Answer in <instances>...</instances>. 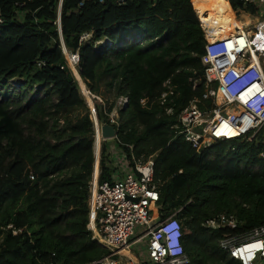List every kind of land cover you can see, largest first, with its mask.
<instances>
[{"label":"trees","instance_id":"16d2710c","mask_svg":"<svg viewBox=\"0 0 264 264\" xmlns=\"http://www.w3.org/2000/svg\"><path fill=\"white\" fill-rule=\"evenodd\" d=\"M223 2L230 15L257 12L242 0ZM80 3L64 1L60 33L59 0H0V264H93L108 254L87 229L94 120L61 37L91 92L108 103L106 93L113 94L108 113L128 98L118 140L126 153L133 145L137 157L154 156L160 217L177 212L191 264H239L219 245L224 231L202 224L225 213L240 221L233 233L264 225V131L198 154L156 103L169 78L179 94L177 112L203 93V80L195 90L190 82L204 73L196 0ZM85 33L92 38L81 42ZM95 103L99 122L108 123ZM109 143L102 145L101 184L114 172Z\"/></svg>","mask_w":264,"mask_h":264},{"label":"built area","instance_id":"2783aa9c","mask_svg":"<svg viewBox=\"0 0 264 264\" xmlns=\"http://www.w3.org/2000/svg\"><path fill=\"white\" fill-rule=\"evenodd\" d=\"M65 0H59L58 28L61 33V11ZM91 0H81L80 7ZM105 3L108 0H97ZM117 5H125L126 0H114ZM245 6L257 9L255 25L247 29H235L234 35L218 38L209 22V14L204 19L196 12L205 35V52L201 58L204 73L201 78H190L195 90L203 80V93L189 101L177 112V86L172 78L167 79L157 97L156 103L169 117L176 118V135L183 136L198 154H204L220 143H244L251 141L264 131V0H242ZM237 12V11H236ZM19 20L25 14L18 15ZM2 20L0 19V24ZM92 38L85 33L81 42ZM62 50L68 66L78 78L82 96L92 99L95 95L79 76L78 56L69 52L63 38ZM42 63L39 64V66ZM149 99H142L146 106ZM154 104V103H153ZM202 105V106H201ZM128 106V98L121 97L110 113L104 110L109 125L116 136L109 147L114 172L112 182L99 183V153L102 138L101 124L95 106L91 114L95 129V166L90 183L89 222L87 229L92 239L97 241L108 254L95 264H136L132 256L143 252L148 260L142 264H191L183 245V226L176 217L177 212L166 218L160 217V194L155 183V158L137 157L133 145H127L129 153L122 149L118 140L120 111ZM112 143V142H111ZM264 146V140H263ZM231 151L236 147L231 146ZM264 159V149L260 153ZM154 205H158L157 209ZM160 218L154 229L151 224ZM240 221L235 215L225 213L208 218L202 226L208 230L222 232L219 241L221 249L239 264H264V225L249 231L233 233ZM9 226L8 229H12ZM19 231H13L17 235ZM144 245L142 252L139 246ZM139 254V255H140ZM130 256V257H129ZM138 264H141L138 263Z\"/></svg>","mask_w":264,"mask_h":264},{"label":"rangeland","instance_id":"374dc122","mask_svg":"<svg viewBox=\"0 0 264 264\" xmlns=\"http://www.w3.org/2000/svg\"><path fill=\"white\" fill-rule=\"evenodd\" d=\"M228 1V0H227ZM228 3H229V1H228ZM219 5H221L222 7L221 8H223L224 9V15H225V17H226V19L228 20V22H229V26H228V30L230 31V32H234L235 31V29L236 28H240V27H243V25H244V23H245V21L249 18L250 20H256V19H254V16H250L248 13H245V12H243V11H234L233 10V12L235 13V15H230L229 13H228V11H227V8H226V5H225V3L223 2V0H220V2H218L217 0H196V5H195V10H196V7H198V8H200L201 10H203V11H205V12H207L208 14H209V18H210V16H214V13H210L209 11L210 10H218V9H220V7H219ZM216 10V13L215 14H217L218 15V11ZM232 10V9H231ZM223 11V10H222ZM217 17H219V16H217ZM246 17V18H245ZM217 18H214V20H216ZM209 21V20H208ZM213 23V22H212ZM251 27V25L249 26V28ZM230 35H231V33H229ZM91 39V38H90ZM89 39V40H90ZM88 40V41H89ZM102 43H104V45H105V43H106V41L105 40H103V41H101ZM62 45H63V43H62ZM70 52V51H69ZM77 78V77H76ZM78 79V78H77ZM95 95V94H94ZM106 97L109 99V103L105 100V97L103 96V95H100V96H97V95H95L94 97H92V99L90 100V99H87L86 97H85V101H86V106L90 109V111H91V109H92V105H96V103H95V99H98V101L99 102H101V103H99L100 105H101V107H102V109H103V111L106 109H108L109 108V106L110 105H112L113 103V100H114V98H113V94L112 93H106ZM119 100V99H118ZM117 100V101H118ZM95 109H96V106H95ZM97 111V110H96ZM79 113H81V111H77L76 113H75V115H78ZM100 124H102V123H100ZM106 141H108V140H106ZM109 142H112V143H109V145H110V147L111 146H113V141L111 140V141H109ZM104 143V142H103ZM103 143L101 144V146L103 145ZM214 147H216V146H214ZM215 151H221V149H218V148H215L214 149ZM101 152H102V147H101V149H100V153H99V158H101ZM95 153H96V157H97V152H96V150H95ZM99 164H100V159H99ZM99 167H100V165H99ZM157 209H159V207H158V205H154ZM139 248H140V250H142V252L143 251H145L146 250V247L144 248V245H142V246H139ZM103 249H105V248H103ZM106 250V249H105ZM108 252V251H107ZM140 254V253H139ZM137 254V252L135 251L134 252V254L132 255L133 257H134V259H135V261H136V264H138V263H140L141 262V264L142 263H145V262H147V260H148V258H147V256L145 255V253L143 252L142 254ZM130 257V256H129ZM129 258L127 257V260H128ZM127 260H123V264H127ZM93 264H95V263H93Z\"/></svg>","mask_w":264,"mask_h":264},{"label":"bare ground","instance_id":"6f19581e","mask_svg":"<svg viewBox=\"0 0 264 264\" xmlns=\"http://www.w3.org/2000/svg\"><path fill=\"white\" fill-rule=\"evenodd\" d=\"M218 2H220V0H218ZM218 11V15L215 14L216 12L214 11V16H211L209 21H212L213 22V32L214 35H216L218 38H225V37H230L232 35H234L235 31L234 32H230L228 30V26H229V22L228 20L226 19L225 16H221V17H217L216 19V22L214 20V17L215 16H220L221 14V10H217ZM196 12L200 15V17L202 19H204V15L207 13L203 10H201L200 8L196 7ZM246 18V17H245ZM257 23V20H250L249 18L245 21L243 27H240V29H247L248 31H250V33L253 32V29L252 28H249V26L251 25H255ZM231 33V35L229 34Z\"/></svg>","mask_w":264,"mask_h":264},{"label":"water","instance_id":"95a60500","mask_svg":"<svg viewBox=\"0 0 264 264\" xmlns=\"http://www.w3.org/2000/svg\"><path fill=\"white\" fill-rule=\"evenodd\" d=\"M104 43L100 42L96 45L95 49L96 51H100L101 48L103 47ZM101 132H102V138L104 140H110L115 138L116 136V131L115 128L107 123H102L101 124ZM160 222V218L156 219L152 224L151 227L152 228H156L158 223Z\"/></svg>","mask_w":264,"mask_h":264},{"label":"crops","instance_id":"0c3cea01","mask_svg":"<svg viewBox=\"0 0 264 264\" xmlns=\"http://www.w3.org/2000/svg\"><path fill=\"white\" fill-rule=\"evenodd\" d=\"M217 1H218V0H217ZM228 1H229V0H228ZM219 7H220L219 10H221V11H220V12H221V13H220L221 15H220L219 17H221V16H225V15H224V9L221 8V7H222L221 5H219ZM216 10H217V9H216ZM216 10H215V9H214V10H210L209 12H210V13H214V11L216 12ZM222 10H223V11H222ZM249 15H250V14H249ZM250 16H251V15H250ZM210 17H211V16H210ZM214 18H217V16H215ZM209 19H210V18H209ZM209 22H211V24L213 25L212 21H209ZM215 22H216V20H215ZM110 143H111V142H110Z\"/></svg>","mask_w":264,"mask_h":264}]
</instances>
